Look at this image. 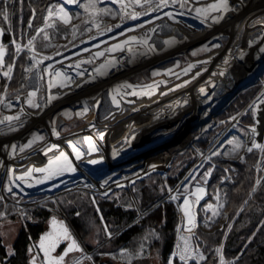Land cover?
<instances>
[{"label": "bare ground", "instance_id": "obj_1", "mask_svg": "<svg viewBox=\"0 0 264 264\" xmlns=\"http://www.w3.org/2000/svg\"><path fill=\"white\" fill-rule=\"evenodd\" d=\"M214 2L215 0H208V3ZM253 5L256 7H254L252 12V18L254 16L252 23L248 24L249 19L246 17L248 5L245 3L242 5V3H240L236 8L231 7L232 10L238 11L241 17L240 20L242 22L241 24L238 23V26H236L237 28L233 26L227 27L226 25L225 27L211 25L205 29H193L191 31L184 29L182 34L177 35L179 40H175V42L171 44L167 43L168 46L163 50L158 49L152 59L149 60L147 58V52H145L142 64L143 68H147L151 64H158L160 67L162 66L160 68L161 70H156L153 76L159 73H165L168 76L171 74L167 73L168 70L174 72L176 66H164V64L169 62L174 54L184 53L187 46H192L195 43L211 42L215 38L222 36L229 40V44L222 47V51H224L229 49L233 43L232 41L235 38V34L237 36H248L252 34L249 36H252V38L260 37V40L256 43L254 58L248 60L250 71L247 72L245 77L239 76L241 72L234 66L235 63L225 61V56L216 58L219 49H215L212 54L200 58L201 62L198 64L205 69H210L212 63L218 61L224 65L228 72L235 70L232 77L228 80H223L215 69L203 72L199 74L196 80H193L192 75L199 70V67H196L197 64L194 66L192 70L193 73L190 75L192 81L182 85L180 82L179 84L175 82L170 86H163V88L161 87L156 91L155 88L153 89L152 87L153 91L151 92H147V90L142 91L140 89L136 90V92L141 94L128 95V93L136 88L134 87L136 84L135 79L139 73H109L108 70H106L105 73L101 75L97 72V69L102 64H106V60L101 61L96 68H92L91 71L93 72L89 70L88 73H82V75L75 73L76 77L73 81V85L70 82L61 80L60 85H67L65 87L60 86L59 88V92L63 97L57 100L56 103L51 104L49 108L47 107L43 112H32L36 115L32 123L35 121L34 123L48 125V131L54 134L58 127L56 122L51 120L52 115L59 111V115H64L67 118L72 116L74 114L73 102L83 97L84 99L81 100L80 103L85 107L83 114L85 119H89L88 123L78 131L71 132L69 136L60 138V142H63V146L65 145V151L69 152L73 149L72 145H77L76 148L84 146L85 140L88 138L92 139V136L96 135V132L103 130V133L107 134L103 136L106 141L101 139L99 143L104 146V150L100 149L98 145L95 146L94 151L86 150L88 156L85 152L86 155L78 162V164L82 166L81 168L75 166V171H65V173H63V178L61 177L62 175L59 178H50L44 187L32 188L31 191H25L24 195L28 198L26 205L38 204L41 200H36L34 198L40 193L52 191L55 197L60 193L68 191V189L78 187V185H80L79 183L83 181L85 183L82 184L87 186L91 192L101 187L110 186L115 182L117 183L121 177L126 178L129 172L140 169L143 165H147V163L144 162L169 155L172 150H176L187 143H192L201 132H204L207 127L213 124L218 109L225 103L229 95L231 96L233 94V97L241 88L249 86L250 82L256 81L259 78V74L264 72V0H256ZM231 14L233 17V11ZM224 17L226 18V16ZM151 27L152 26L149 25L147 29ZM182 41H185L184 44ZM173 47L174 49L170 50ZM110 60H112V57L108 59V61ZM69 69H64V71ZM101 71L104 70L102 69ZM186 78L187 77H184L182 80L185 81ZM125 84H131L133 88H122L121 86ZM149 84L154 86L155 82H149ZM118 88L120 89L117 95V100L120 101L119 107L112 102L114 90ZM173 88H175L176 91H173ZM145 92L150 94H143ZM258 96L259 98H256L257 101L255 105L259 114V124L254 127L256 132L253 134V138L250 140L247 147H251L254 142L264 144V103L261 102L264 100V87ZM176 99H181V103L183 104L181 108L187 106L186 104H192L191 107L194 108L191 111L188 109L183 115H181L179 111L180 116L172 120L168 112L172 113V106L170 104ZM169 106L170 108H168ZM153 109L159 110V113L152 115ZM93 118L94 120L90 122ZM144 118H150L152 122L144 124L145 126H140L139 130L135 131L133 126L138 122H142ZM235 119L238 118L236 117ZM148 124L151 125V127H146ZM184 126V131L182 130L179 132L178 136L175 134L171 135L174 129L183 128ZM124 127H126L127 130L119 132L124 129ZM125 131L131 132L128 136H124L126 134L124 133ZM96 137L98 138V136ZM93 160L97 162L90 163V161ZM129 162L130 164L126 166ZM104 172L110 174L103 175ZM85 180L92 183L95 190H92L93 187L86 183ZM49 182H53L52 185H50ZM4 189V187L1 188L2 191H4ZM56 189L63 190L57 193L54 192ZM173 192L174 190L171 191L170 194ZM4 194L9 200L7 194L5 192ZM180 209L181 216H183L184 209L182 205H180ZM187 209L191 214V207L188 206Z\"/></svg>", "mask_w": 264, "mask_h": 264}, {"label": "rangeland", "instance_id": "obj_2", "mask_svg": "<svg viewBox=\"0 0 264 264\" xmlns=\"http://www.w3.org/2000/svg\"><path fill=\"white\" fill-rule=\"evenodd\" d=\"M85 2H86V0H80L81 4H83ZM107 2H111V0H97L96 7L98 9H105L104 5H106ZM62 3H63V0H60L58 3H51L50 6L59 5ZM100 6H103V7H100ZM64 7L73 16V19L71 20L70 24H67L68 26L71 27V33L66 34L64 36L63 40H59L56 37V34H55V31L57 28L56 24H57V22L63 23L62 21H57L55 23L54 27L45 28V32H42V33H40L39 36H36L35 38H33L35 52L39 53V55L37 56V60H40V59H42V57H45V56H51L52 58L57 57L60 53H62L60 50L62 48L63 42H61V41H66L64 44L67 45L69 47V49L71 50V49H74L75 47H77L78 43L81 41L83 42L87 39L98 40L99 36L104 31H107L108 28H112L115 25L120 24V21L118 22V20H116V14L112 17V20L111 19L106 20L103 17H105V16L107 17L108 14H105L103 12L90 13L89 11H84L85 9L83 7H81L80 4H66V5H64ZM82 9H84V10L82 11ZM53 11L55 12L56 9L53 8ZM84 13H87L91 17V19H89V24L86 26V29H85L87 36L80 39L79 42H75L76 40H78L81 37V36H79V34H80L79 33V25L80 24L78 23V21L81 19V17L83 16ZM46 16H47V13H46ZM55 19H56L55 17L51 18L48 21V23H50V24L53 23V21ZM101 19H103V20H101ZM97 24H99V27L96 26ZM104 26H106V28H102ZM73 29H75V35H73ZM88 29H91V31H89ZM45 33H47V35H48V39H46L47 44L45 45L44 48L40 49L37 46L38 43H37L36 39L43 37V36L45 37ZM69 39H71V41H68ZM218 40L223 44V46H226L227 44H229L228 43L229 40L223 38L222 36L217 37L216 40L211 41L207 45V47H204V48H201V46H200L203 44L195 43L192 46H187L186 47L187 49L184 50V53L174 54L171 57L170 61L165 63L164 66H167V65L176 66L175 71H178L181 67L186 66V65L196 66L199 62H201L200 58H203L206 55L212 54L215 49L218 50L217 47L215 48V44L217 43ZM232 42L233 43L231 44L229 49L224 50V51H222V49H220L218 51V55L216 58H218L219 56H220L219 58H221V56H225V61H229L230 63H232V62L235 63L234 66L237 68L238 71L241 72V73H239V76L245 77L247 72L250 71V67L248 65V62H249L248 60H251V58L249 57L248 50L251 47L254 48V46L252 45L249 38H246V37L244 38L241 35L237 36L236 34H235V39ZM21 45H22V51L20 53H22L24 51L29 53V55H30L29 67H32L34 69L36 67V65L34 64V61L31 59V57L35 53L28 50V48L26 47L27 44L22 43ZM249 46H251V47H249ZM205 48H207L208 50L204 51L203 49H205ZM188 52H189V55H184L185 53H188ZM193 53H196V54L193 55ZM253 55H254V52H253L252 56ZM181 60H184V62L182 63ZM244 61H246V62H244ZM161 67L159 65H157L154 68L155 70H150V71H146L143 73H139V75L135 79V82H136V84H135L136 86L134 85V87H136L135 90L141 89L142 91L147 90V92H151V91H153L154 88L156 91V90H159V88H161V87L163 88V86H170L175 82H176V84H179V82H180V84L182 85L186 82L192 81L191 80L192 77H193V80H196L197 77H199V74H201L203 72H208L209 70H212V69H215V71H217L220 74V76L222 77L223 80H228L230 77H232V75L234 74V71H235V70H232V71L228 72V70L224 67L223 64H221L218 61H214L212 63V65L210 66V69H207V68L205 69L200 64H198L196 67H199V70L197 71V73H194L192 75V77L190 75L193 73L192 70L194 67H192L190 69L191 73H187V74H185V73H171L167 76L165 73H159L158 75L153 76V73H155L156 70H161L160 69ZM168 72H169V70H168ZM69 76H71V75H69ZM72 76H74V74ZM184 77H187L185 81L182 80ZM149 82H155L154 86L152 84L150 85ZM146 84H148V85H146ZM249 84H250L249 86H246L245 88H241L238 91V93L235 94L236 96L234 95L235 98H233L234 96L232 97L233 94L231 96L230 95L228 96L225 103L218 109V111L216 113V119L214 120L213 124L210 127H207L204 130V132H201L199 134V136L193 140L192 143H187L185 145H182L181 147H179L176 150H172L173 152L171 151L169 155H164L158 159H154L152 161L144 162V163H147V165H143L140 169L129 172L126 175V178L121 177L120 180H124L125 182L128 183L129 178L133 177L135 173L139 172L143 168H148V167H151L153 165H161L162 162H164L162 168L152 170L148 173L140 175L135 180H133L132 183L128 184L131 187V191L127 188V185H124V186L122 185V184H124L123 181H122L123 182L122 183L119 180L118 183L115 182L116 185L114 186V187H118V188H114V189L109 190L106 195L103 192L94 194V192H91L87 186L82 184V183H85L83 181V182L79 183L80 185H78V187L82 186V187H84V189L71 190V191H67L64 193H60L63 189H56L54 192H57L60 194L55 196V197H54V193H52V191L40 193V194L36 195L35 196L36 198H34V199L41 200V201H39L38 204H33V205L28 206V205H26V201H28V198L25 197L24 195H22L18 190L14 189L15 191L12 190L11 192L7 191L8 190L7 188H5L4 191L0 190V197H2V199H0V213L4 214L3 217L0 218V236H2V238H4L3 239L4 242L8 243L7 246L9 248V254L12 255L14 253V250H13L14 241L18 237V234L20 233V231L22 230L24 225H26L27 221L33 220L34 222H37L41 219V218H39L38 215L34 216L35 211L38 212L40 209L49 211L51 216L55 215L60 219H68V221H70V223H69L70 226L71 225L73 226V228L75 229V231L77 232V234L79 235V237L81 238V240L83 241V244L85 246H87V243H91L95 247H98L102 242L101 239L98 237V235L100 233H102L101 232L102 229L100 228V225H98V223H96L95 221H89V226H90L91 230H89V235L87 236V238H83L81 236V234L79 233V231L75 228V226L71 222L70 217L68 216L67 212L65 211L64 207L62 206V204L60 202V199H62L64 196H67V195H70L73 193L87 192L90 195L91 203L95 207V209L97 210L99 217L103 218V216H101V214H100L101 209H100L99 204H98V198L118 200L119 202H122V200H124L127 202L128 197L125 195L126 190L133 192V187L136 184H138L139 182L147 181V180L149 182H154V181H158V180L160 181V177L164 181V183L162 184V190L163 191L165 190L164 191L165 196L169 195L170 192L174 190V192L172 194H170L168 201L173 202L176 205V207L178 209V213H179V224L177 227V240H176L174 251H175V249L177 247V243L179 241V232H180L179 226L181 223L180 205H182L183 200L185 198H187L189 200L188 206L191 207V205H192V214H193V217H194V220H195L197 226L195 228H193L191 232L186 231V227H191V225L185 226V228L182 230V233L185 237L189 238V244L194 249V255H195V252L203 253L202 250L200 249V247L197 245V242H196L197 234H196L195 230L198 227L211 228L212 224H216L215 223L216 219L220 216H223L222 210H223V206H224L223 201L220 198H218L214 202L207 204L206 208H204V212L201 210L203 203L205 202V200L208 197L207 184L210 181L211 175H212V169L213 168L209 169V165H210V163H212V161H214L219 156H223L224 158H229V159L235 158V160H236L238 158H245L249 154V153L245 154V152H246V148H247L248 143L253 138V133L251 131V127L254 126L256 124V121H257V112H256L257 107L255 105V102L259 98L258 95L264 87V72L259 74V78L256 81H254V82L252 81ZM149 85L152 86L153 89L151 87V90H150V88L148 87ZM58 88H59L58 86L54 87V89H58ZM173 91H176L175 88H173ZM244 95H246V97H249L248 104L250 102H252L251 108L248 109L247 111L249 113H251V115H253V120H254L253 124H249L246 121L242 120L243 114L247 111L243 112L240 117H237L238 119H234L248 105L247 104L244 107V109L241 108L240 110H238V108H236L237 100L239 98H242ZM232 98H233V100H231ZM8 105H10V107L13 106L11 102H7L5 104L6 107H9ZM170 105L172 106L171 107L172 113L168 112V115H170V119H172V120L174 118H178L177 116H180L179 111L181 112V115H183V114H185V112L188 109L191 111L194 108V107H191L192 104H186L187 106H185L184 108H181V106L183 105L181 103V99L180 100H178V99L174 100L172 102V104H170ZM73 107H74V114L68 118L65 117L64 115H59L60 114L59 111L54 113V115H52V117H51V120L56 122V124L61 129V132L65 135L66 134L68 135L71 132L78 131L79 129L85 127L86 124L88 123V119H85V117H83L84 111L82 113L80 112V109L82 111L85 109V107H83V106L81 107V103L79 101L75 102L73 104ZM168 108H170V106ZM152 112H153V113H151L152 115L158 114L159 110L153 109ZM142 122L136 123L133 126V129L135 131H137V130H139L140 126H143L144 124H147L148 122L151 123L152 121L150 118H148V119L144 118ZM146 127H151V125L148 124V125H146ZM152 127H153V125H152ZM184 128H185V126L183 128H177L176 130L174 129V131L171 133V135L175 134L176 136H178L179 132H181L182 130L184 131ZM190 128H192V127H190ZM124 130H127L126 127H124V129H122L119 132H123ZM127 132L128 131L124 132V133H126L124 136H128L131 131L128 133ZM99 133L100 132H96V135H98V138L96 136H92V138H94L98 141L101 139L106 141L105 137H103V135H101ZM120 134H123V133H120ZM229 140L238 141L244 147H241L239 150L234 151L233 145L228 143ZM75 146H77V145H75ZM115 147H117V146H115ZM77 149L79 151V148H77ZM208 149L209 150L211 149V151H209V153L206 155V157L202 160V163L196 169H194V168L189 169L187 171L189 173L185 174V176L187 175V178H185L183 176L185 181L182 183V181L180 180L181 185L179 183L178 185L171 186L167 182V179L169 176H173V177L180 176V174L187 168V166L192 163L191 161L195 156H197V162H198L201 158V153L204 154ZM257 150H259V149H257ZM63 153L68 156V154L70 155V153H72V152L64 151ZM214 153H219V154L214 155ZM69 157L70 156H68V158ZM129 164H130V162L127 163L126 166ZM194 166L192 165V167H194ZM260 172H264V156H262L261 153H260L259 159L257 161V176H259ZM87 173H89V172H87ZM206 173H210V175H206ZM106 174H110V173H106V172L103 173V175H106ZM86 183H88L90 186L93 187L92 190H95L94 185H92V183H90L89 181H86ZM105 187H107V186H105ZM185 187L188 188V193H184L183 189ZM196 188H203L204 192L203 193H196L195 195H191V193H193ZM100 189L102 190V189H104V187H101ZM4 192L7 193L9 200L6 198V195L4 194ZM173 196L177 197L174 201H173V199H171V197H173ZM197 197H199V199H197ZM34 199H32V200H34ZM95 199H96L97 203L95 202ZM32 200H30V201H32ZM176 202H177V204H176ZM84 205L85 204H83V206ZM129 205L132 207V204H129ZM209 205H212L211 209L208 207ZM98 208L100 209V211ZM88 210H89V205L86 204L85 211H88ZM213 211L216 212V215H213ZM139 215H140V212H139L138 216ZM143 216H141L139 219H141ZM49 219H48V221H49ZM87 219H89V218L87 217ZM136 219L134 221H132L131 223H129L130 225L129 224L128 225L131 226L132 224H134L135 222H137L139 220V219H137V220ZM183 219L185 222H187V217L185 215H183ZM48 221L45 224V228L48 227ZM226 221H227V218L224 217L222 219L221 223L218 224V226L223 227V225L226 223ZM102 224L104 225V229H105V225H107V223L105 224L104 219H102ZM218 226H216V228ZM108 231H109V228L107 225V232L103 230V232H105V234H106L105 239H103L105 241L109 238V235L107 234ZM116 236H114L113 238H115ZM113 238L108 240L101 247L106 246ZM36 242L32 244L35 247L34 253L35 252L38 253V251H39V249L36 247ZM182 243L183 242L181 241V244ZM87 248L91 252L84 250L83 253H81V256L82 257L88 256V257H91V259L89 260V259L84 258L82 260V264H94L92 259L94 257L95 251H93V250L95 248L94 249H91L89 247H87ZM174 251L169 256L166 264H169V259L172 257V254L174 253ZM150 253H151L150 246H142V248L136 253H134V251H131V249H129L127 247H124V248L122 247L116 253H110V252L102 253V255H103L102 263L103 264H125V263L131 264L136 258L143 259L144 257H146L147 254H150ZM203 255L206 257V255L204 253H203ZM30 256H31V254H30ZM73 257H75V256L71 254L69 256L67 262H70ZM206 260H207V257L205 260L199 261V264H204ZM149 262H150L149 264H163L158 255H155L154 257H152ZM173 264H182V262H180L177 258V259L173 260ZM188 264H197V260L195 258L190 259L188 261ZM225 264H227V263L225 262Z\"/></svg>", "mask_w": 264, "mask_h": 264}, {"label": "trees", "instance_id": "obj_3", "mask_svg": "<svg viewBox=\"0 0 264 264\" xmlns=\"http://www.w3.org/2000/svg\"><path fill=\"white\" fill-rule=\"evenodd\" d=\"M54 1L58 0H0L1 9L7 8L1 13V22L7 28L9 41L6 66L16 63L15 73H17L18 79L21 78V73H25L24 68L29 58L28 53L23 52L16 59L19 53H16L12 40H18L26 44L30 36L34 34L43 22L46 7ZM4 14L9 17L8 21L4 19ZM30 21L31 27L28 26ZM64 31L67 32L68 28L64 27ZM39 46L41 47L42 45ZM248 102L249 97L244 95L237 100L236 108L238 110L244 109ZM242 120L249 124L254 123L253 115L248 111L243 114ZM259 156L260 151L254 149L245 158L235 160V158L229 159L219 156L210 163L209 169H213L211 179L207 184L208 197L203 203L201 210L204 212L206 205L218 198L223 201L224 206L222 210L223 216L216 219V224H212L211 228L198 227L195 230L197 245L207 257L204 264H219L217 248L222 249L227 264L229 262H234V264H264V180L253 193L257 180H260L264 175V172H260L259 176H257ZM191 162L180 176H169L167 182L171 186L178 185L184 179L185 174L188 173L187 171L193 168L192 165L194 166L197 163V156ZM163 163L161 165H153L155 167L143 168L129 178L128 183L124 180L120 181L124 182L123 186L128 185L140 175L162 168ZM163 183L164 181L161 177L160 181L149 182L147 180L139 182L133 187V192L126 190L127 202L124 200L119 202L118 200L98 198V204L109 231L117 233L134 221L140 211H147L163 199L165 197V190H162ZM115 185L116 183L104 187L102 190L100 189L101 191L97 189L93 192L94 194L107 193L111 189L118 188L114 187ZM76 188L84 189V187ZM251 195L252 197L250 198ZM249 198L250 200L247 202ZM60 202L83 238H87L89 230H91L89 221H95L102 229V233L98 237L102 242L105 241L103 239H105L106 234L103 232L105 229L102 219L92 205L90 195L87 192L64 196L60 199ZM83 204L85 205L83 206ZM86 204L89 205L88 211H85ZM129 204H132V207ZM34 214V216L38 215L41 219L37 222L33 220L27 221L14 241V253L12 255L9 254V248L4 243L2 236H0V264L29 263V247L39 239L40 234L45 230L46 222L51 217L50 212L47 210L40 209L38 212L35 211ZM191 215L193 216L192 205ZM224 217L227 218V221L223 227H219L218 224L221 223ZM178 224L179 213L176 205L168 200L164 201L118 234L106 246L95 251L92 259L93 263L103 264L102 253H116L122 247H127L136 253L142 246H150L151 253L147 254L143 258L144 260L136 258L131 264H149L150 259L155 255H158L161 262L166 264L175 248ZM185 226H188V224L181 216L177 245L181 244L180 237L183 235L182 230ZM216 226L218 227L216 228ZM87 247L96 248L91 243H87ZM176 251L177 247L172 257Z\"/></svg>", "mask_w": 264, "mask_h": 264}, {"label": "flooded vegetation", "instance_id": "obj_4", "mask_svg": "<svg viewBox=\"0 0 264 264\" xmlns=\"http://www.w3.org/2000/svg\"><path fill=\"white\" fill-rule=\"evenodd\" d=\"M59 1L60 0L51 3H58ZM255 1L256 0H241L237 2V0H229V6L236 8L240 3H242V5L244 3L247 4L248 12L246 14V17L249 19L248 24H250L252 23V19L254 18V16L252 18V12L254 10V7H256L255 5H253L255 4ZM50 4L46 7L43 22L37 29L45 25V17ZM209 4L211 3H208V0H199L198 3L189 4L186 8H180L179 5H177L174 8L168 7L164 8L162 11L150 12L149 14L142 15L134 20L129 19V17L125 15L123 20H121V15L123 13L120 11V5L114 4L112 2H107L106 5H104V8H107L109 12L108 16H105L103 18L106 20H112V17L116 14V20H118V22L120 21V27H112V31H104L99 36L98 40L87 39L83 42H79L80 39L87 36L85 29L89 24V19H91L90 15L84 13L81 19L78 21V23L80 24L79 36L81 37L75 41L79 42L77 47L70 50L69 47L64 44L66 41H61L63 42L62 48L60 50L62 53L50 60H43L41 64L36 65L32 72L26 71L30 63V55L27 52L29 59L24 68L25 73H21L22 76L20 79H18L17 73H15L16 63L13 64L14 67L10 74L11 79H8L2 74L7 67L6 57L8 55L9 41L7 28H5V26L1 22V13H3L4 9L7 10V8L5 7L1 9L0 7V29H4L3 36H1L0 33V45L6 46L5 67L0 68V98L4 100V103L0 104V119H3L4 116H19V120H14L11 122L5 121L3 124H0V190L2 187L7 189L11 187L12 190H18L22 195H24L27 189L44 187V185L47 184V181L43 183L38 182L44 179V175L37 174V172L33 171L32 176L27 178L26 173L30 170L42 167V165L49 162L51 158L59 156L61 152H64L66 150V148H64L65 145H62L63 142H60V138L69 136L70 134H63L58 125L55 133L51 134V132L48 131V125L34 123L35 121L32 123V120L36 117V115L32 112H43L47 107L49 108L51 104L56 103L57 100H60L63 97L59 92L61 80L70 82L73 85V81L76 77L75 73H88L89 70H92V68H96L101 61H108V59L111 57L112 60L110 61H114L115 63L114 66L107 68L109 73H143L146 71L155 70L154 68L158 64H151L147 68L142 67L144 53L147 52V58L149 60L152 59L153 55L158 49L163 50L168 46V44L165 43L166 40H179L177 35L182 34L184 29L191 31L193 30V27L195 29H205L211 25H219L224 27L226 25L227 27H236L238 26V23L241 24L242 21L240 20V14L235 10L228 11L226 14L224 13L223 18L219 20V22H214L212 18L221 15V13L210 12L207 18H205L203 15L198 16L194 10H189L196 7L205 8ZM83 10L84 9H82V11ZM144 10L145 9H142L139 6L129 7L125 9V11H127L129 14H131L133 11L142 12ZM232 11L233 14L235 13L233 15V17L235 18L232 17ZM166 12H172L173 18L170 19L167 15H165ZM224 16H226V18ZM8 19L9 17L5 20L8 21ZM149 25H151L152 27L147 29V26ZM56 26L57 28L55 34L59 40H63L66 34L71 33V27L68 25L57 22ZM64 27L68 28L67 32L64 31ZM102 28H106V26ZM129 29L133 30L129 31ZM152 29H155V31H151ZM249 35L242 36L244 38H249L251 43L255 39H257L258 41L260 40V37L252 38V36L250 37ZM133 36L138 38L147 36L148 44H141L136 42L124 44V41L129 40V38ZM35 37L36 31L33 35L30 36L29 39H33ZM216 39L217 38H215L214 40ZM36 41H38L37 46L40 49L44 48L47 44L44 36L36 39ZM68 41H71V39H69ZM16 42L21 43L18 40H16ZM182 42L184 44L185 41ZM209 43L210 42H202L201 44L203 45L200 46L201 48H204L207 47ZM117 44H120L122 46L121 49H114L111 52L107 51ZM39 45L42 46L40 47ZM216 45H219V47H217V49L219 50L223 47V44L219 40L215 44V48ZM252 45L254 46V48L249 46L251 48L248 50L250 58H254V55L252 56V54L255 50L256 43ZM149 46H151V48ZM129 48H131V51L128 50ZM172 49H174V47L170 50ZM99 52H104V55L96 56L95 54ZM22 53H19L16 59ZM184 55H189V52L185 53ZM82 61L90 62L83 63ZM181 61L182 63L184 62V60ZM77 65L79 66L77 67ZM45 67H48L47 73L43 71ZM188 67L189 65L183 66L178 71L174 72L169 70L168 73H185L184 70ZM67 68H70L69 70L72 71H64V69ZM57 70L59 73H61V75L54 77V73H56ZM72 73L74 74V76H72ZM187 73H191V71L189 70ZM38 75L43 76L44 79H38ZM68 77H71V80H69ZM49 81L52 82V87H49ZM55 86H58L59 88L54 89ZM33 91L36 92V96L31 97V99H33L35 103H38L40 105V107L38 108L30 107L27 102L30 98L29 93ZM53 96L56 98L50 99V97ZM83 99L84 98L81 97L75 102H80ZM7 102H11L13 106L6 107L5 104ZM75 102H73V104ZM82 106L84 107V105L81 104V107ZM83 111L84 110L81 111L80 109L81 113ZM93 120L94 118L91 119L90 122ZM99 132V134L103 136L106 135L105 133H103V130H100ZM37 135L43 137V139L36 141L32 144L31 147H29V141ZM13 146H15L16 148L15 152L12 151ZM50 148L51 151H49ZM47 166H49V164H47ZM20 176H24L25 179L23 181L17 179V177ZM7 182H9L10 184ZM24 196L26 197V195ZM63 247L64 246L60 247L59 253L62 251ZM35 254H38L39 261L43 260V256L40 252H35ZM72 255H74L75 257H73L72 260L70 262H67L66 264H76L78 260L82 261L84 259V257L81 256V253H75Z\"/></svg>", "mask_w": 264, "mask_h": 264}, {"label": "snow or ice", "instance_id": "obj_5", "mask_svg": "<svg viewBox=\"0 0 264 264\" xmlns=\"http://www.w3.org/2000/svg\"><path fill=\"white\" fill-rule=\"evenodd\" d=\"M112 3L114 4H119L120 5V11L123 13L121 15V20H123L124 16L127 15L129 17V19H137L138 17L142 16V15H147L150 12H156V11H162L164 8H168V7H176L177 5H179L180 8H186L188 7L189 4L192 3H198L199 0H111ZM66 4H80L81 7H83L85 9V11H89L90 13H99V12H103L105 14H108L109 10L108 9H98L96 7L97 4V0H86L85 3L81 4L80 0H63L62 4L59 5H53L50 6L47 10V16L45 17V25L44 27H41L39 29L36 30V36H39L40 33L45 32V28L47 27H54L55 23L57 21H62L64 24H70L71 20L73 19V16L69 13V11L64 7V5ZM134 6H139L142 9H145L142 12H136L133 11L131 14H129L127 11H125V9L129 8V7H134ZM53 8L56 9V11H53ZM189 10H194L197 15H203L205 18H207L208 14L210 12H218L221 13V15L219 16H215L213 17V21L214 22H219V20H221L223 18V14L227 13L228 11H231L232 9L229 6V0H216V2L209 4L207 7L205 8H200V7H196L194 9H189ZM35 11V10H33ZM119 14V13H118ZM182 14V13H181ZM165 15H167L170 19L173 18V13L172 12H166ZM55 17L56 19L53 21V23H48V21ZM7 15L4 14V19H7ZM29 27H31V21L29 22ZM97 27H99V24L96 25ZM114 27H120V24L115 25ZM89 31H91V29H88ZM108 31H112V28H108ZM133 29H129V31H132ZM151 31H155V29H152ZM3 32V29H0V33ZM73 35H75V29H73ZM45 39H48V35L47 33H45ZM130 42H136V43H141V44H148V38L147 36L143 37V38H138V37H130L129 40L124 41V44H128ZM175 41H165V43L171 44L174 43ZM12 43L15 45V51L16 53H20L22 51V45L20 43H17L16 40H13ZM5 47L3 45H0V68H4L5 67ZM26 47L28 48L29 51L34 52L35 54L31 57V59L34 61L35 65H39L43 62V60H50L52 59L51 56H45L42 57V59L37 60V56L39 55V53L35 52V48H34V42L33 39H29L27 41V45ZM121 45L117 44L114 45L113 48L108 49V52L113 51L114 49H121ZM151 48V46H149ZM216 47H219V45H216ZM129 51H131V48L128 49ZM204 51H207L208 49L205 48L203 49ZM196 53H193V55H195ZM96 56H103L104 52H99L95 54ZM83 63H88L90 61H82ZM114 61H107L106 64H102L98 69L97 72L101 75H103L105 73V71L107 70L108 67L114 66ZM79 65H77L78 67ZM50 67V66H49ZM194 67V65H189V67L187 69L184 70L185 74H187V72ZM104 71H101V70ZM13 70V65L12 64H8L6 67V70L3 71V75L5 77H7L8 79H11V72ZM27 72H32L33 68L29 67L26 69ZM43 71L45 73L48 72V67H45L43 69ZM78 75H82V73H77ZM158 74V73H157ZM61 75V73L56 72L54 73V77L55 76H59ZM38 79L43 80L44 77L43 76H39L37 77ZM69 80H71V77H68ZM49 87H52V82L49 81L48 82ZM61 87H65L67 85L65 84H61ZM122 88H133V86L131 84H125L121 86ZM149 88H151L152 86H148ZM120 89H115L114 90V94L112 95V102L114 104H116L117 107H119L120 101L117 100V95L119 94ZM141 93L136 92L135 89H133L132 92L128 93V95H139ZM143 94H150V93H143ZM36 96V92H30L29 93V99H28V105L30 107H34V108H38L40 107V105L38 103H35L33 99H31V97H35ZM56 97H50V99H55ZM262 103H264V100L261 101ZM4 103V100L2 98H0V104ZM10 107V105H8ZM14 120H19V116H4L3 119H0V124H3L5 121L11 122ZM14 130V129H13ZM252 133L255 134L256 129L253 127L252 128ZM43 137L41 136H34L32 140L29 141L28 146L31 147L33 143H35L38 140H42ZM88 143L91 145L92 141L91 138H88ZM229 144L233 145V150H239L241 147H244L243 145H241L240 142L238 141H233V140H229L228 141ZM73 151L76 152L77 157H79L81 155V153L77 150L75 145H72ZM253 148L255 149H259L260 153L262 154V156H264V144H260V143H253V145L251 147H247L246 150L248 152H252ZM93 151L95 150V147L93 146ZM12 151L15 152L16 148L15 146L12 147ZM49 151H51V148L49 149ZM215 154H219V153H214ZM59 161H64V164L60 167L54 168L53 165L58 164ZM97 161H90V163H96ZM155 167V166H153ZM41 172V173H47V175L44 177L43 180H40L38 182L43 183L45 182L47 179L51 178L52 176H56V175H60L62 174L64 171H75V168L72 167V163L71 161L68 159V156L65 155L63 152L60 153L59 156H57L48 166V168H38V169H34V170H30L26 173V175L28 177L32 176V172ZM206 175H210V173H206ZM17 179L23 181L25 179L24 176H20L17 177ZM257 184L260 183L259 180H257L256 182ZM31 186V185H29ZM8 191L11 192L12 189L11 187L8 188ZM184 193H188V188L185 187L183 189ZM253 191H255V188L253 189ZM204 189L203 188H196L195 191L193 193H191V195H195L196 193H203ZM107 193H105L106 195ZM177 197L173 196L171 197V199L175 200ZM0 199H2V197H0ZM197 199H199V197H197ZM189 205V200L187 198H185L182 202V208L184 209V215L187 217V224L191 225V227H186V231L191 232L193 228H195L197 226L194 217L189 213L187 206ZM210 209L212 208V205L208 206ZM3 213H0V218L3 217ZM213 215H216V212L213 211ZM101 219H103L101 217ZM53 224V231L46 234L44 237L41 238V242L39 244V248L43 251L44 254V260L42 261V264H64L65 262V258L69 255V253L74 252V251H78L83 253V248L80 246V244L77 242V240L73 237V235L71 234L69 228L63 224V222H57L55 219L52 221ZM105 231L107 232V225H105ZM109 235V237H111V233H107ZM181 241L183 242L182 244H178L177 245V251L175 253V255L173 257H171L169 259V264H173V260L177 259L182 262V264H188V261L190 259L195 258L197 260V264H199V261L205 260L206 257L203 255V253H199V252H195L194 255V249L191 247V245L189 244V238L185 237L184 235H181L180 237ZM61 241H68L67 246L65 247L64 251L62 252V254H60L59 256H53L52 253L55 252L57 246L59 245V243ZM216 252L219 256V264H225V258L223 256L222 253V249L221 248H217ZM85 259H91V257L85 256ZM30 264H36V258L34 257L33 260L30 262ZM76 264H82V261L78 260L76 262ZM229 264H234V262H229Z\"/></svg>", "mask_w": 264, "mask_h": 264}, {"label": "water", "instance_id": "obj_6", "mask_svg": "<svg viewBox=\"0 0 264 264\" xmlns=\"http://www.w3.org/2000/svg\"><path fill=\"white\" fill-rule=\"evenodd\" d=\"M238 1H241V0H237V2H238ZM230 8H231V6H230ZM225 14H226V13H225ZM193 29H195V28L193 27ZM3 32H4V29H3ZM3 32L1 33V36H3V34H4ZM257 41H258L257 39L253 40V41H252V44L257 43ZM5 54H6V48H5ZM4 60H5V57H4ZM245 62H246V61H245ZM235 96H236V95H235ZM235 96H234L233 98H235ZM233 98H232L231 100H233ZM231 100H230V101H231ZM251 106H252V102H250V103L246 106V108H245L241 113H239L236 117H240L241 114H242L243 112L247 111L248 109H250ZM256 112H257V121H256V124H255L254 126L251 127V130H252L253 127L258 126V124H259V114H258V111H257V110H256ZM102 140H103V139H102ZM91 141H92V144H91V145L88 143V139H87V140L84 141V142H85V145H84V146H79V147H78V148H79V152L81 153V155H80L79 157H77L76 152L73 151V149H72V151H70V152H72V153H70V155L68 154V156H70L71 158L69 157L68 159L71 161V163H72V167H75V166H79V168L82 167L81 165L78 164V161H79L80 159H82V158L86 155V154H85L86 150L90 151V150L93 149V146L95 147L96 145H98V146L100 147V149H103L104 146H102V145L99 143L100 141H98V140H96V139H94V138H92ZM103 141H104V140H103ZM253 149H254V148H253ZM77 150H78V149H77ZM103 150H104V149H103ZM209 151H210V150L208 149L204 154L201 153V158H200V160L196 163V165L193 167L194 169H196V168L202 163V160L206 157V155L209 153ZM86 153H87V152H86ZM100 153H101V152H100ZM248 153H250V152H248V151L245 152V154H248ZM87 156H88V153H87ZM55 158H56V157H55ZM55 158H51V160H49V162H47L46 164H43L42 167H40V168H48L47 164H50ZM63 164H64V161H59L58 164L53 165V167H54V168H57V167L62 166ZM193 168H192V169H193ZM84 170H85V169H84ZM86 171H89V170H86ZM63 173H65V171H64ZM63 173L60 174V175L52 176L51 178H59L61 175H62L61 177L63 178ZM188 173H189V172H188ZM37 174H41V175H44V176L47 175V173H41V172H37ZM189 176H190V175H189ZM185 178H187V175L185 176ZM49 179H50V178H49ZM49 179L46 180L47 183H48V180H49ZM263 180H264V176L259 180L260 183H259V184H256V186H255V191L259 188V186H260V184L263 182ZM184 181H185V179L182 180V183H183ZM52 183H53V182H49L50 185H52ZM180 185H181V183H180ZM127 188L131 191V187H130V185H127ZM33 189H34V188H33ZM78 189H80V188L69 189L68 191H71V190H78ZM27 190H28V191H31L32 188L27 189ZM255 191H253V193H254ZM66 192H67V191H66ZM253 193H252V195H253ZM252 195L250 196V198L252 197ZM250 198L248 199L247 202H249ZM166 200H169L168 195L165 196L163 199H161L158 203H156L155 205H153L151 208H149L147 211H140V215L137 217V219H139L141 216H143V215L146 214L147 212L153 210L155 207L159 206L161 203H163V202L166 201ZM173 201H174V200H173ZM95 202H96V199H95ZM96 203H97V202H96ZM176 204H177V202H176ZM97 206H98V205H97ZM98 209H99V208H98ZM99 211H100V209H99ZM100 214H101V216H103L102 213H101V211H100ZM54 219H55L57 222H61V221H62L63 224L66 225V226L69 228V230H70L71 234L73 235V237L77 240V242H78V243L80 244V246L83 248V251H84V250H86V251H90V250H89V249L83 244V241L81 240V238L79 237V235L77 234V232L75 231V229L73 228V226H72V225L70 226V224H69L70 221H68V219H60V218H58L57 216L53 215V216L50 217V219H49V221H48V227H46L45 230L40 234V237H39V239H38L37 242H36V247L39 249L41 255L43 256V260H44V254H43V251L39 248V244H40V242H41V238H42V237H44L46 234H48V233H50V232L53 231V224H52V221H53ZM137 219H136V220H137ZM129 225H130V224H129ZM129 225L125 226L123 229H121V230L118 231L117 233H111L110 231H108V233H109V232L111 233V237H109L106 241H104L103 243H101V244H100L98 247H96L93 251L98 250V249H99L104 243H106L108 240H110L111 238H113V237L116 236L117 234L123 232L125 229L128 228ZM67 243H68V241H61V242L59 243V245L57 246L55 252L52 253V255H53V256H59L60 254H62V252L64 251L65 247L67 246ZM61 246H64V247H63L62 251L59 253V249H60ZM34 251H35V247H34V245H31V246L29 247V253L31 254V256H30V258H29V263H28V264H30V262L33 260L34 257L36 258V264H42V261H43V260H42V261H39V260H38V254H35ZM90 252H91V251H90ZM75 253H81V252L74 251V252L69 253V255L65 258V262H64V264L67 263L69 256H70L71 254H75Z\"/></svg>", "mask_w": 264, "mask_h": 264}, {"label": "crops", "instance_id": "obj_7", "mask_svg": "<svg viewBox=\"0 0 264 264\" xmlns=\"http://www.w3.org/2000/svg\"><path fill=\"white\" fill-rule=\"evenodd\" d=\"M4 239V238H3ZM6 245L8 244V243H6V242H4Z\"/></svg>", "mask_w": 264, "mask_h": 264}]
</instances>
